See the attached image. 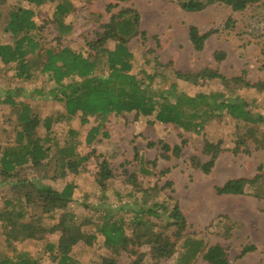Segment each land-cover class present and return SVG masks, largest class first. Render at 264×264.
<instances>
[{"label": "trees", "instance_id": "16d2710c", "mask_svg": "<svg viewBox=\"0 0 264 264\" xmlns=\"http://www.w3.org/2000/svg\"><path fill=\"white\" fill-rule=\"evenodd\" d=\"M17 1L18 6L6 12L4 0H0V80L5 84L12 80L19 82V87H16L18 95H11L8 86L5 89L8 95L0 97V105L13 108L10 115L14 126L13 142L0 146V177L9 181L5 182L10 184L13 192V198L6 199L0 210V233L4 237L3 245L13 251V256L0 251V264H39L38 256L41 258L44 253L56 256L54 264H80L68 251L79 240H83L85 245L92 243L94 234L82 229L86 224L93 226L109 252L117 255L123 249L135 254L130 264H140L143 253L138 251V247L142 244L151 246V254L156 261L170 258L183 243L185 254L188 253L187 234L184 232L186 218L178 202L170 195V208L156 201L150 206H138L140 193L146 191V187L141 185L125 192L114 190L113 194L120 202L117 206L108 203V195L104 191L98 197L97 205L76 202L77 183L71 176L87 156L78 157L76 151L60 146L57 141L47 142L52 132L51 125L67 124V133L71 135L77 130L71 126V121L78 116L81 124H90L84 136V142L90 144L98 135L107 136L104 125L110 114L145 117L148 124L171 123L181 130L180 141L169 145L159 139V157L180 156L187 142L186 134L201 137L200 153L207 158L202 160L193 154L188 160L190 166L209 173L216 157L225 149L221 138L212 141L204 137V127L211 121L226 124L228 134L237 131L231 148L233 154L239 151L247 153V140L255 148L264 147V129L260 128L264 127V115L254 111L256 97L248 95V91L264 95V81H248L244 70L230 77H225L216 67L181 70L173 67L171 59L161 62L157 57L152 58L151 71L145 66L150 63L148 58L132 71L135 55L128 44L138 35L145 36V31L140 29V14L133 6L120 7L106 22L99 23L101 31H95L94 37L84 39L83 46L73 48L63 43V38L73 30L72 22L66 20L74 8L71 0ZM175 1L189 12L199 11L216 2L229 6L233 11H243L252 4H264V0ZM48 2H52L49 16L37 20L35 9ZM117 4L107 3L106 11ZM232 20L231 16L227 17L225 28H230L226 23ZM47 23H51L56 32L51 40H46L44 33ZM187 28L189 41L195 50H201L206 38L216 31L210 28L200 32L194 24ZM108 42L113 43L112 47L107 46ZM212 56L219 62L225 57V52L215 50ZM199 79L212 80L217 84L209 91L187 92L185 87L196 84ZM21 83L35 84L28 90V100L23 98ZM43 84L51 85L49 92ZM47 93L60 109L38 116L35 99L39 94L49 97ZM39 127L44 128L43 136L37 134ZM155 144L152 141L146 143L148 147ZM139 149V146H133L135 164L149 161ZM51 163L53 168L49 175L32 178L19 175L28 165L45 169ZM150 163L151 169L156 170V159ZM141 170L146 172L147 169ZM259 170L260 166L252 177L230 178L213 189L219 195L251 194L264 198V191L247 192L244 189L245 184L264 177V171ZM157 171L163 175L168 168ZM123 173V180H133L132 176H136L135 171L126 173L123 170ZM93 175L102 189L115 177L105 157L98 161ZM169 184L170 181L165 182L166 186ZM129 197L133 200L130 201ZM79 208L85 209L86 213H78ZM124 209L132 213L129 233L117 212ZM158 222L164 224L162 230L155 229ZM54 232L57 237L51 240L49 236ZM14 239L33 242L35 252L17 250ZM253 249V245L244 246L240 256ZM194 250L191 255L202 252L207 264H229L227 253L220 244L202 245Z\"/></svg>", "mask_w": 264, "mask_h": 264}, {"label": "rangeland", "instance_id": "374dc122", "mask_svg": "<svg viewBox=\"0 0 264 264\" xmlns=\"http://www.w3.org/2000/svg\"><path fill=\"white\" fill-rule=\"evenodd\" d=\"M74 8L67 15L66 20L71 21L73 30L70 35L63 38V43L78 48L84 45V39L94 37L95 31H101L100 22H106L113 12L120 7L133 6L140 14V29L145 31V36L140 35L132 38L128 44L135 55V71L146 58L150 63L145 65L148 71L152 70V58L157 57L161 62L171 59L174 68L181 70L198 71L205 67L214 68L225 77L239 75L244 70V77L254 82L264 81V4H252L243 11H233L229 6L222 3L209 4L199 11L189 12L182 9L175 0H71ZM110 11H106L107 3H116ZM22 3V2H21ZM17 0H4V10L18 6ZM24 5V3H22ZM52 9V2H48L35 9L36 19L48 17ZM231 16L234 21L226 24L225 21ZM194 24L200 32L210 28L216 29L210 34L201 50H195L188 38V25ZM46 40H51L56 32L51 23H47L44 29ZM108 42L107 46L112 47ZM223 50L225 57L216 62L212 56L213 51ZM168 71V70H166ZM168 73V72H167ZM217 82L212 80H198L196 84L186 86L187 92L196 90L209 91L215 88ZM24 99L29 98V91L35 84H20ZM9 86L11 95H18L16 87L19 82L0 80V97L8 95L5 89ZM47 91L50 84H43ZM184 88V85L182 84ZM15 90H13V89ZM8 90V89H7ZM49 92V90H48ZM49 97L38 95L35 99V111L38 116H44L60 109L58 103ZM248 95L256 97L254 111L264 115V95L255 91H248ZM15 96V95H14ZM13 108L0 105V146L11 144L14 140L13 117L10 115ZM78 115V114H77ZM90 124H81L76 116L71 121V126L76 130L68 135L67 124L51 125L52 132L49 140L57 141L60 146L76 151L78 157L87 156L80 163L78 170L71 177L77 183L74 198L76 202H86L97 205L98 197L102 191L107 193L106 200L117 206L120 202L113 191L125 192L135 190L137 186L146 187L138 198V206H150L153 202H162L171 207L173 197L186 218L185 239H187L188 253L185 254L186 246L180 244L177 251L170 258L155 260L151 254L149 244H142L138 251L143 253L140 264H207L202 257V252L191 255L194 249L202 245L220 244L224 247L229 264H264V198L251 194L219 195L213 187L221 185L225 180L237 177H252L258 172L264 171V147L255 148L250 140L248 152L239 151L233 154L231 148L237 131L228 134L225 126L219 122L211 121L204 127V137L215 141L222 139V147L225 148L216 157L215 164L209 173L190 166L189 156L198 155L202 160L207 157L201 155L200 148L203 139L194 138L186 134L187 142L182 147L180 156H170L168 159L159 157L158 140L162 139L169 145L179 143L181 130L171 123L148 124L145 117L134 118L132 114L108 116L104 125L106 137L98 135L90 144L84 142V136ZM264 129V127H260ZM37 134L44 135V128L39 127ZM152 141L154 146L148 147L146 143ZM76 142V144L74 143ZM133 146H139V150L149 160L145 163L135 164L132 159ZM105 157L115 177L103 185V189L94 180V171L97 163ZM156 159V170L151 169V161ZM167 167L168 171L160 175L157 170ZM53 164L45 169L36 165L26 166L20 171V176L32 178L49 175ZM141 169H147L143 172ZM126 173L134 172V179L123 180ZM9 181L0 177V210L3 202L11 200L13 192ZM166 181H170L168 186ZM51 183V182H49ZM157 186H154L155 184ZM160 187V189L158 188ZM106 189V190H105ZM245 191H264V177L258 178L254 183L245 184ZM130 201L133 198H128ZM15 200V198L13 199ZM120 201H123L120 200ZM13 203V202H12ZM11 205V204H10ZM78 208V207H76ZM158 211V208L156 207ZM77 211V210H76ZM86 213L83 208L78 213ZM123 219L126 232L131 230L132 213L130 210L117 211ZM38 213V212H37ZM117 215V214H116ZM6 215H4L5 217ZM155 229L162 230L164 224L158 222ZM84 229L87 233L94 234L90 245H85L83 240L74 243L68 254L79 260L80 264H130L135 254L121 249L116 255L109 252L101 236L96 234L91 224H86ZM165 229V228H164ZM167 230V229H166ZM57 233H52L49 238L56 239ZM3 235L0 233V251L13 256V251L3 245ZM17 250L35 252L33 242H19L14 239ZM190 244V245H189ZM253 245L254 249L240 256L242 248ZM129 248V247H128ZM15 254V253H14ZM56 256L44 253L38 256L39 264H54Z\"/></svg>", "mask_w": 264, "mask_h": 264}]
</instances>
